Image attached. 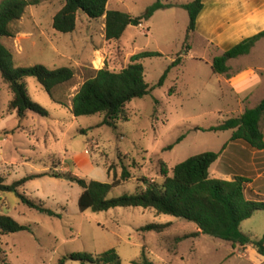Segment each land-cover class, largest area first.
<instances>
[{
  "label": "rangeland",
  "instance_id": "1",
  "mask_svg": "<svg viewBox=\"0 0 264 264\" xmlns=\"http://www.w3.org/2000/svg\"><path fill=\"white\" fill-rule=\"evenodd\" d=\"M157 1L111 0L107 8L140 17ZM256 3L257 8H264V0ZM63 6L64 0H42L29 6L23 18L11 24L14 37L1 38L13 54L16 68L68 67L75 77L56 89L55 100L35 78H27L32 101L49 115L30 112L19 120L9 107L13 94L0 75V177L5 185H11L38 176L19 188V193L59 216L29 208L14 193L0 192V215L29 228L9 235L0 232V264H59L73 253L95 256L111 249L118 252L122 264L141 263L143 251L154 264H264V257L253 248L245 253L241 245L208 235L179 242L180 237L198 233L196 224L153 209L82 213L78 206L83 192L80 185L53 177L72 174L87 183L110 184L126 169L131 178L110 193L112 199L145 189L144 179L161 184L163 166L172 176L177 164L205 152L220 153L227 145L212 165L210 178L232 181L244 177L246 198L264 202V152L243 141L231 142L235 130H212L240 118L264 99V39L248 56L231 60L228 74L219 75L213 72L212 62L223 51L199 30L190 37L191 50L183 55L182 64L171 70L163 87L155 88L184 49L187 11L160 10L142 27H128L121 40L108 41L104 18L93 20L82 12L73 33H57L53 19ZM144 51L160 52L163 57L139 61L154 90L126 106L129 121L109 127L102 126L104 114L73 115L68 103L86 80L104 68L120 72L133 63L134 55ZM261 130L264 134V117ZM182 137L184 140L176 144ZM170 146L172 150H168ZM150 224L169 226L162 233L140 231ZM241 229L252 239L261 240L264 211L244 221Z\"/></svg>",
  "mask_w": 264,
  "mask_h": 264
},
{
  "label": "trees",
  "instance_id": "2",
  "mask_svg": "<svg viewBox=\"0 0 264 264\" xmlns=\"http://www.w3.org/2000/svg\"><path fill=\"white\" fill-rule=\"evenodd\" d=\"M109 1L64 0V6L53 19V29L60 34L73 33L76 30L77 15L82 12L93 20L105 18L106 39L118 41L122 39L128 27H139L160 10L184 9L189 15L187 38L184 49L165 71L155 88L163 87L171 70L180 66L183 55L191 50L189 40L197 29L198 18L204 10L205 0H193L189 4L162 3L158 0L140 17H132L128 13L117 10H108ZM41 2L42 0H1L0 3V75L13 94L9 107L16 112L19 120L27 118L30 112L42 116L49 115L43 107L32 101L25 83L27 78H35L42 89L54 99L56 89L70 83L75 77L74 70L68 67L49 69L44 65H36L29 68H16L13 54L1 43V38L14 37L11 24L20 21L29 6H37ZM263 39L264 31H261L215 57L212 62L213 72L219 75L228 74L230 72L228 63L248 56ZM158 57H163V54L144 51L134 55L133 63L120 72H113L106 68L97 71L93 77L84 82L74 96L73 115L79 118L104 114L105 120L102 126L109 127H115L118 121H129L126 106L134 99L150 96L154 90L147 83L145 67L139 61ZM263 117L264 99L255 108L246 110L240 118L230 119L212 130L218 132L235 130L230 139L231 142L243 141L256 151H264V134L261 130ZM183 140L184 137L178 139L176 144ZM172 149L173 146H170L168 150ZM223 150L220 153L205 152L177 164L172 176H169V171L163 166L161 175L164 180L161 184L144 179L142 182L147 185L145 189H140L136 194H125L112 199L109 198L110 193L131 178L126 169L123 170L120 179H114L110 184L95 181L87 183L72 174L53 175V177H65L80 185L83 192L78 206L82 213L88 210L100 213L115 208L153 209L158 214L170 215L196 224L199 232L180 237L177 239L179 242L199 235H208L233 245L251 247L264 257V237L261 240H254L241 229L244 221L252 218L256 212L264 211V202L246 198L247 180L244 177L237 176L232 181L210 178V169L219 160ZM35 177L38 176L26 177L11 185H5L0 177V192L14 193L29 208L51 217H59L41 204L19 193L18 189ZM168 226V224H150L142 227L140 231L162 233ZM27 230H29L28 227L19 224L12 217L0 215L2 234L9 235ZM70 261L81 264H122V259L115 249L95 256L73 253L63 257L59 264ZM133 264H154V262L149 260L143 251L142 262Z\"/></svg>",
  "mask_w": 264,
  "mask_h": 264
},
{
  "label": "crops",
  "instance_id": "3",
  "mask_svg": "<svg viewBox=\"0 0 264 264\" xmlns=\"http://www.w3.org/2000/svg\"><path fill=\"white\" fill-rule=\"evenodd\" d=\"M199 30H204L208 42L224 53L244 39L256 35L257 30L264 31V8H257L256 0H205L195 33ZM68 104L73 108L72 101ZM250 248H245L244 252L247 253Z\"/></svg>",
  "mask_w": 264,
  "mask_h": 264
}]
</instances>
